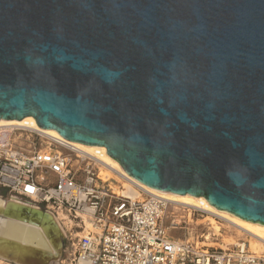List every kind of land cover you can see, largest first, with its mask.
Returning <instances> with one entry per match:
<instances>
[{
    "label": "water",
    "instance_id": "95a60500",
    "mask_svg": "<svg viewBox=\"0 0 264 264\" xmlns=\"http://www.w3.org/2000/svg\"><path fill=\"white\" fill-rule=\"evenodd\" d=\"M27 116L264 225V0H0V119Z\"/></svg>",
    "mask_w": 264,
    "mask_h": 264
},
{
    "label": "built area",
    "instance_id": "2783aa9c",
    "mask_svg": "<svg viewBox=\"0 0 264 264\" xmlns=\"http://www.w3.org/2000/svg\"><path fill=\"white\" fill-rule=\"evenodd\" d=\"M105 156V147L88 149L28 122L0 126V197L6 192L66 214L70 230H77L70 261L58 264H264V251L252 250L246 238L210 241L211 234H221L211 219L219 222V232L225 220L149 191L108 169ZM198 220L212 232H191ZM170 229L185 236L173 237Z\"/></svg>",
    "mask_w": 264,
    "mask_h": 264
},
{
    "label": "bare ground",
    "instance_id": "6f19581e",
    "mask_svg": "<svg viewBox=\"0 0 264 264\" xmlns=\"http://www.w3.org/2000/svg\"><path fill=\"white\" fill-rule=\"evenodd\" d=\"M26 122L41 129L47 134L62 137L54 129H46L39 126L33 116H27L20 120L0 119V126L23 125ZM78 144L88 149L91 148L89 145L82 143ZM105 162L108 169L129 175L113 157L105 156ZM106 173L113 176L108 171ZM138 183L149 191L171 201L189 206H202L221 219L226 220V222L236 227L238 230L252 235L255 239V241L251 243V247L254 251H259L262 245H264V238L259 236L257 232V229L264 230L263 224L245 220L228 211L218 209L213 206L205 196H192L189 194L161 191L139 181ZM36 212V205L29 201L21 200L14 196L6 200L0 199L1 264H10V262L14 264H58L60 260H62V247L67 232L65 230V225L70 222L69 218L61 212L58 214L48 212L42 216L37 215ZM211 223L215 228V223H217V221L211 219ZM215 230L218 231V229ZM258 237L262 240L258 239Z\"/></svg>",
    "mask_w": 264,
    "mask_h": 264
},
{
    "label": "rangeland",
    "instance_id": "374dc122",
    "mask_svg": "<svg viewBox=\"0 0 264 264\" xmlns=\"http://www.w3.org/2000/svg\"><path fill=\"white\" fill-rule=\"evenodd\" d=\"M105 172H107V170ZM1 196L2 197H0V199H3V200H6V199L11 197L6 192H2ZM69 221H70V218H69ZM220 223L222 224L221 232H219V230L221 228V226L219 225V222L215 223V225H216L215 229H218V231L217 230H215V231H216L217 235H218V233H221V234H219L218 236H213L211 234L210 241L219 242L220 244H221L222 240L225 242L234 243L239 238H246L250 243L255 241V239L252 235H249L244 231L242 232V231L238 230L236 227H234L231 224H229L228 222H226V220L220 221ZM71 224H72V222H68L65 225V230L67 231L66 232L67 237L65 236L63 251H62L63 253L61 254L62 260H60L61 262L64 261V263H68L70 261V259L72 257V252H73V242L76 240V231L77 230H75V229L70 230ZM168 224H169V221L166 220L165 225L168 226ZM67 225H68V227H67ZM208 227L209 226H205L201 220H198L197 222L194 221V223H192L190 225V231L193 232L194 234L206 233V235H207L208 232H212V229H209ZM168 232L173 237L183 238L185 236L184 230H171L170 229V230H168ZM257 232H258L259 236L264 238V230L257 229ZM258 239L262 240L260 237H258ZM215 245H218V244H215ZM251 249H252V247H251ZM260 251H264V245H262L261 249H259L258 252H260Z\"/></svg>",
    "mask_w": 264,
    "mask_h": 264
}]
</instances>
